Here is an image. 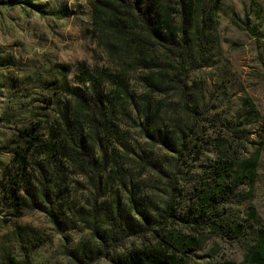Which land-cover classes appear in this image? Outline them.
Returning a JSON list of instances; mask_svg holds the SVG:
<instances>
[{
    "label": "rangeland",
    "instance_id": "374dc122",
    "mask_svg": "<svg viewBox=\"0 0 264 264\" xmlns=\"http://www.w3.org/2000/svg\"><path fill=\"white\" fill-rule=\"evenodd\" d=\"M9 1L0 264H126L132 248L170 235L184 240L182 264H255L264 0H137V17L169 14L158 38L173 46L138 25L133 48L114 53L95 29L96 0ZM252 156L254 177L243 179Z\"/></svg>",
    "mask_w": 264,
    "mask_h": 264
},
{
    "label": "trees",
    "instance_id": "16d2710c",
    "mask_svg": "<svg viewBox=\"0 0 264 264\" xmlns=\"http://www.w3.org/2000/svg\"><path fill=\"white\" fill-rule=\"evenodd\" d=\"M220 1L221 0L215 1L214 9H217ZM7 3L20 4L22 7H31L30 0H22L20 2L10 0ZM137 5H139L137 0H96L94 3L93 19L95 29L104 36L106 40L105 47L110 53L116 52L117 48H119L120 51L129 52L131 48H133V44L136 43V39L139 38L138 35L135 34L138 25L147 29V32L152 35L151 37L156 40V43L163 44L165 47L173 46V43H170L171 41L165 38V36H162L161 39L158 38L162 35V33H160L161 24L170 28L169 22L171 19L169 14H166L160 21L159 17L153 15L151 9L143 8L140 10V14L137 17L135 14V9L138 8ZM199 30L200 27L195 28V36H197ZM154 34L157 37H153ZM43 149L46 148L44 147ZM48 152L49 155H53L51 149H49ZM77 158L81 159L82 157L77 155ZM256 166L257 158L252 156L244 162L241 177L243 179L250 178V180H252L256 171ZM262 233H264V231ZM183 241L181 237L180 240H177L170 235L165 240H157L156 244H144L139 247H134L127 255L126 264H182L175 258L174 252L178 249H185ZM252 255V263L264 264V234L263 238L260 240L259 249L255 250Z\"/></svg>",
    "mask_w": 264,
    "mask_h": 264
}]
</instances>
